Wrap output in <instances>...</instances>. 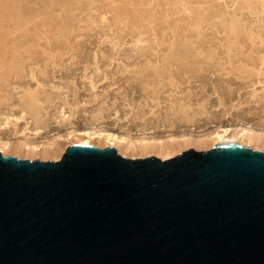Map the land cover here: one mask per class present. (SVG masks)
Listing matches in <instances>:
<instances>
[{
	"label": "rangeland",
	"instance_id": "obj_1",
	"mask_svg": "<svg viewBox=\"0 0 264 264\" xmlns=\"http://www.w3.org/2000/svg\"><path fill=\"white\" fill-rule=\"evenodd\" d=\"M219 127L264 134V0H0L1 143L97 129L172 158Z\"/></svg>",
	"mask_w": 264,
	"mask_h": 264
},
{
	"label": "water",
	"instance_id": "obj_2",
	"mask_svg": "<svg viewBox=\"0 0 264 264\" xmlns=\"http://www.w3.org/2000/svg\"><path fill=\"white\" fill-rule=\"evenodd\" d=\"M0 264H264V151L0 152Z\"/></svg>",
	"mask_w": 264,
	"mask_h": 264
},
{
	"label": "bare ground",
	"instance_id": "obj_3",
	"mask_svg": "<svg viewBox=\"0 0 264 264\" xmlns=\"http://www.w3.org/2000/svg\"><path fill=\"white\" fill-rule=\"evenodd\" d=\"M22 117V116H20ZM63 120V119H62ZM220 128V127H219ZM248 128H242L239 131L234 132L232 129L230 128H220L217 129L210 133L209 136H205L204 138H199L198 140L194 141L196 143L200 142V143H205L204 145L207 146V148H213V147H218V146H225L228 145L230 143H237L239 145L242 146H251L250 142L252 143V140H254L255 142L264 143V134H258V133H254L253 130H247ZM72 132V131H71ZM74 133H69L70 138L73 136H78V138L76 137L74 140H76L75 142H69L68 146L71 145H76V144H82V145H91V146H96V147H100L99 145L96 144V142L94 141L95 139H99L100 138H105L106 145H102V147H110L113 149H116L118 151V153L121 156H126V157H137L136 155H139L138 157H141V155H145V156H150V155H156L159 158H161L162 160L168 159L170 158L171 154L174 152H171L173 149V146H175L174 143H176L177 139H172V138H166V140H161V139H155L153 137L149 138L147 136L138 138L136 140H131L128 137L125 136H119L116 134H108V133H103V132H99L96 131H90V133H86V132H79L76 133L75 131H73ZM94 132V133H93ZM107 134V135H105ZM72 137V138H73ZM81 137V138H79ZM58 139H62L57 137ZM184 138V137H183ZM191 138V137H190ZM243 138V139H242ZM247 138V140L245 139ZM54 139V138H53ZM196 139V138H195ZM245 139V141H244ZM63 140V139H62ZM190 141L191 139H187L184 138L181 141ZM251 140V141H249ZM56 141V140H55ZM59 141V140H58ZM104 141V142H105ZM60 142V141H59ZM63 142V141H61ZM184 142V143H185ZM193 142V141H192ZM47 143V142H46ZM98 143V142H97ZM64 144V143H63ZM62 145V144H61ZM61 145L56 141L54 143H48V144H44L43 146H39V145H33L27 142H23V143H17V144H12L8 142H0V152L3 156L9 155V152L13 151V153H19V152H40L43 151L45 154H47V156H52V158L57 161L61 158L62 154L64 153L65 148H61ZM64 146V145H63ZM251 148H255V149H261L260 147H251ZM174 150V149H173ZM134 153L136 154L134 156ZM13 156H17L15 154H11Z\"/></svg>",
	"mask_w": 264,
	"mask_h": 264
}]
</instances>
